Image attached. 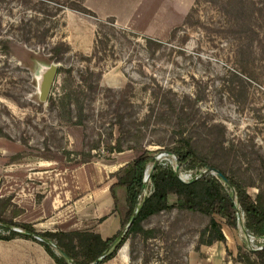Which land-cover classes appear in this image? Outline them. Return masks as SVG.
Returning <instances> with one entry per match:
<instances>
[{
	"label": "rangeland",
	"instance_id": "374dc122",
	"mask_svg": "<svg viewBox=\"0 0 264 264\" xmlns=\"http://www.w3.org/2000/svg\"><path fill=\"white\" fill-rule=\"evenodd\" d=\"M67 2L0 0L1 235L8 234L3 226L13 230L7 222L20 210L15 200L22 205L29 193L33 199L43 192L40 196L57 197L59 225L101 233L117 243L127 226L126 195L118 190V213L107 203L104 190L114 181L110 175L140 153L128 146L146 144L155 151L138 204L151 192L148 174L156 162L187 182L208 173L209 168L180 166L169 151L173 143L168 119L174 115L164 112L159 118L155 100L165 90L172 92L169 101L188 103L192 109L188 128L196 147L247 184L257 182L264 158V59L252 53L255 46L245 45V37L226 31L228 21L219 9L205 1L197 5V0H84L92 14L67 8ZM57 6L64 10L46 17L43 10ZM193 8L198 11L193 13ZM188 13L198 21L185 25ZM109 17L116 25L99 24ZM32 19L43 21L41 29L49 28L44 42L35 36L23 40L28 33L21 25L32 23L35 29ZM185 35L187 40L181 42ZM147 37L162 46L148 49ZM101 40L107 41L106 47ZM59 42L69 46L63 61L57 62L65 70L56 75L47 100L41 102L34 70L38 63L53 61L50 49ZM238 53L249 60L246 70L238 64ZM70 85H83L82 124L75 123L76 105L72 103L69 122L68 110L52 103ZM150 106L155 111L148 115ZM118 138L125 150L110 152ZM247 190L252 196L257 192L251 185ZM209 220L202 212L171 207L143 222L150 236L129 234L114 257L100 264H243L233 261L238 252L252 256L263 244L243 229L242 212L237 229L216 217L226 243L203 244L200 234ZM5 249L0 264H15ZM11 254L19 255V249L12 248ZM21 262L30 264L25 257Z\"/></svg>",
	"mask_w": 264,
	"mask_h": 264
},
{
	"label": "trees",
	"instance_id": "16d2710c",
	"mask_svg": "<svg viewBox=\"0 0 264 264\" xmlns=\"http://www.w3.org/2000/svg\"><path fill=\"white\" fill-rule=\"evenodd\" d=\"M46 0H44L45 2ZM72 10L80 12H94L85 6L84 0H67ZM205 1L213 4L228 23L225 29L229 33L242 35L248 43L245 45L255 46L252 53L262 55L264 59V0H197L196 4ZM64 10V6L53 8H45L43 11L46 17L51 18ZM193 13L198 11L193 8ZM193 13L185 16V25L198 21L194 18ZM98 19V18H97ZM34 20L36 28L33 29L32 23H22L21 28L26 31L23 40L29 41L32 36L38 38L39 42H44L48 36L49 28H42V20ZM46 20V19H45ZM100 25L110 23L115 24V19L109 17L106 20H99ZM29 24V26L27 25ZM27 25V28L25 27ZM116 25V24H115ZM1 28V27H0ZM40 28V29H39ZM178 31V29H177ZM173 31V36L176 35ZM32 32V33H31ZM187 35L182 36L181 42L186 41ZM146 47L148 49H159L162 43L152 38H145ZM102 47L107 46V41H100ZM244 41L240 42L242 47ZM69 46L63 43H56L51 46L50 60L62 62L63 55L68 53ZM247 52V51H243ZM238 64L242 70H246L249 60L238 53ZM65 70L63 66H59L57 74ZM56 74V75H57ZM85 80V79H84ZM83 85L65 87L64 93L53 100V105L61 111L70 113L69 122L73 121L72 103L78 107V119L76 124H82L84 115L82 114L83 106L80 104ZM90 88H94L95 84H91ZM87 89V88H86ZM165 94L157 96L155 99L159 104L157 113L159 118L168 113L173 112V117L168 119L172 128L171 138L173 145L168 148L169 151L175 153L178 157L179 164L182 167H204L216 168L220 170L229 180V184L211 173H204L197 178L188 182L182 181L178 174L168 165L156 162L153 171L150 174L151 192L138 204V197L143 187L144 174L146 167L150 162L155 160V151L147 148L146 144L138 146H128V149L139 150L140 153L129 162H126L116 172L110 175L114 179L109 186V193L112 197L114 211L120 213V197L118 190H124L126 195L127 210L125 211L124 224H128L133 213L136 216L123 236L114 245L97 264L114 257L116 251L127 239L131 233H141L148 237L151 235L150 230L143 227V222L152 215L159 214L171 207H177L183 210L198 211L209 216V223L201 230L200 242L206 245H212L215 242L225 243L227 238L221 226L218 225L216 217H219L223 224L231 229L238 228L239 214H244V229L248 235L264 239V158H261L258 172L257 182L249 180L248 184L240 176L228 172L225 168L212 161V155L209 152H202L194 144L190 134L188 124L192 115V109H189L188 103H179L169 101L167 96L172 93L171 90H165ZM175 95V94H174ZM74 107V106H73ZM155 107L150 106L149 114H153ZM146 115V116H148ZM171 120V121H170ZM122 123V120L119 121ZM151 144V143H148ZM160 144V143H159ZM139 145V144H138ZM125 148L122 146V138H118L116 144L110 147V152H122ZM255 186L257 192L254 196L249 194L247 186ZM175 198V202L171 199ZM9 225L17 226L31 234H38L43 238L50 240L68 257L66 259L61 253H57L48 243L41 241L50 256L54 259L55 264H90L101 257L103 253L113 244L114 239H104L101 234L92 231H56V232H36L29 224L14 223L12 220L7 222ZM8 232L7 235H1V239H9L18 232L3 226ZM233 261L243 264H264V244L259 250H255L253 255L245 254L241 251L234 257Z\"/></svg>",
	"mask_w": 264,
	"mask_h": 264
},
{
	"label": "crops",
	"instance_id": "0c3cea01",
	"mask_svg": "<svg viewBox=\"0 0 264 264\" xmlns=\"http://www.w3.org/2000/svg\"><path fill=\"white\" fill-rule=\"evenodd\" d=\"M104 191L105 193L108 192L109 194L107 198V203L111 207L113 201L109 193V187L107 188V190L105 189ZM39 194L41 195L43 194V192H40ZM40 195H38L37 197L34 195V198L32 199L30 198L29 193V199L23 202L22 205H19V201L15 200L14 203L18 205L20 210L12 214V221L14 223L29 224L36 230V232L74 231L75 229H71L72 225L67 227L59 225L60 222L57 220V215L59 214V206L56 205L57 197H53L50 199L46 195ZM103 220H105V216L103 217ZM13 227L20 230H14L19 234H16L9 239L0 238V258L5 257V248H7L9 256L8 260H10L11 263H22L21 261L25 257L30 264H55L54 259L50 256L45 246L41 243V241L43 240L38 237L40 235L28 233L20 227ZM12 248L19 249V255L15 254L12 256Z\"/></svg>",
	"mask_w": 264,
	"mask_h": 264
},
{
	"label": "water",
	"instance_id": "95a60500",
	"mask_svg": "<svg viewBox=\"0 0 264 264\" xmlns=\"http://www.w3.org/2000/svg\"><path fill=\"white\" fill-rule=\"evenodd\" d=\"M59 67V63L57 62H50V63H38V65L35 67L34 70V79L36 81V86H37V92H38V98L41 102H45L47 100V97L49 95L51 86L54 82V79L56 77L57 74V69ZM156 164V163H155ZM155 164L152 166L151 171L149 172V177L151 172L153 171ZM209 173L216 175L217 177H219L220 179H222L225 183L229 184V180L226 178V176L218 169L216 168H209L208 169ZM136 216V211L133 213L129 223L126 226V230L128 229V227L130 226V224L133 222V220L135 219ZM9 228L13 229V230H18L19 229L13 227V226H9ZM125 230V231H126ZM41 240H43L44 242L48 243L51 247L57 249L59 251V253H61L66 259H68V257L61 251V249H59L54 243H52L50 240H47L45 238H42L40 236H38ZM120 239V238H119ZM119 241V240H118ZM117 241V242H118ZM116 243L112 244L104 253L101 257H99L98 259H96L94 262L90 263V264H97L110 250L111 248L114 247Z\"/></svg>",
	"mask_w": 264,
	"mask_h": 264
},
{
	"label": "built area",
	"instance_id": "2783aa9c",
	"mask_svg": "<svg viewBox=\"0 0 264 264\" xmlns=\"http://www.w3.org/2000/svg\"><path fill=\"white\" fill-rule=\"evenodd\" d=\"M181 180L184 181V182H187V181H185V180H183V179H181ZM253 238H254V236H253ZM260 239L263 241V244H264V239H263V238H260ZM263 244H262V245H263ZM262 245L258 247V250L262 248Z\"/></svg>",
	"mask_w": 264,
	"mask_h": 264
}]
</instances>
